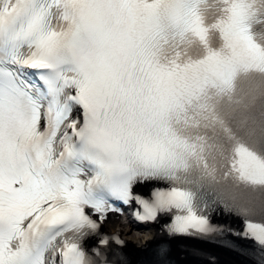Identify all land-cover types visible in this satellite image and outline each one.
<instances>
[{"label": "snow or ice", "instance_id": "1", "mask_svg": "<svg viewBox=\"0 0 264 264\" xmlns=\"http://www.w3.org/2000/svg\"><path fill=\"white\" fill-rule=\"evenodd\" d=\"M133 203L264 264V0H0V264H125Z\"/></svg>", "mask_w": 264, "mask_h": 264}, {"label": "bare ground", "instance_id": "2", "mask_svg": "<svg viewBox=\"0 0 264 264\" xmlns=\"http://www.w3.org/2000/svg\"><path fill=\"white\" fill-rule=\"evenodd\" d=\"M125 217L122 219H113L107 226L115 231H119L126 239L125 244L128 251V260L125 264H136L142 260L143 250L145 247L151 246L155 238V227H137ZM178 243L172 244L171 252L175 263L174 264H245L237 258V254H233L221 248H214L208 245H202L201 248L207 250L214 255L212 260L201 257L194 258L186 256V251L177 246Z\"/></svg>", "mask_w": 264, "mask_h": 264}, {"label": "rangeland", "instance_id": "3", "mask_svg": "<svg viewBox=\"0 0 264 264\" xmlns=\"http://www.w3.org/2000/svg\"><path fill=\"white\" fill-rule=\"evenodd\" d=\"M238 257H239V255H237ZM239 258H241V257H239Z\"/></svg>", "mask_w": 264, "mask_h": 264}]
</instances>
